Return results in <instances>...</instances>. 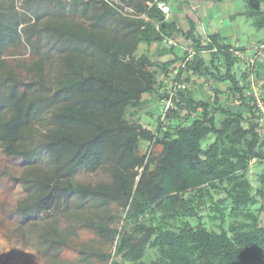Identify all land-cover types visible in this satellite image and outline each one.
Here are the masks:
<instances>
[{"label":"trees","instance_id":"16d2710c","mask_svg":"<svg viewBox=\"0 0 264 264\" xmlns=\"http://www.w3.org/2000/svg\"><path fill=\"white\" fill-rule=\"evenodd\" d=\"M208 1L220 0L187 3ZM16 2L0 0V65L5 44L23 40L39 51L38 60L27 69L31 74L24 90L18 89L11 68L0 76L4 87L0 91V147L24 163L14 179L25 193L16 203V215L29 219L62 211L71 197L91 200L89 216L75 211L73 217L78 225L109 235L115 242L113 254L105 255L106 264H264V224L253 213L242 211L255 201L245 171L253 159L264 160V152L250 120L253 108L231 70L237 58L231 57L230 46L212 33L208 35L211 43L201 47L195 23L189 20L187 29L180 28L157 2L139 5L129 15L106 0H23L32 22L20 15ZM246 15L254 18L257 29L264 27L262 12ZM176 36L193 41L196 49L218 48L208 52L209 65L197 54L187 67L212 81H228L247 110L246 117L195 100L187 89L179 93L175 104L187 109L185 117L190 122L174 133L167 121L178 115L177 109L167 113L165 123L158 115L154 127L126 117L129 109L142 104L143 94L153 93L157 101L163 97L157 91L162 86L159 73L184 54L159 64L145 54L136 57L138 45ZM40 39L44 42L39 43ZM167 47L168 51L173 48ZM216 111L223 115L219 126ZM247 116L249 126L244 128L241 122ZM209 134L214 140L202 148L201 141ZM143 142L149 146L147 155L138 154ZM77 170L102 171L109 180L78 183L73 179ZM260 180L256 194L264 197V172ZM216 189L226 192L225 198L213 204L221 221L226 200L231 214L242 213L250 221L232 223L228 231L220 225L217 232L188 222L174 226L176 217L194 216ZM111 202L123 208L124 223L119 230L104 233L106 225L94 217ZM156 213L157 222L147 223ZM57 222L52 216L39 228L35 235L38 253L44 264H73L58 256L60 245H67V234ZM88 245L79 249L82 260L98 254Z\"/></svg>","mask_w":264,"mask_h":264},{"label":"rangeland","instance_id":"374dc122","mask_svg":"<svg viewBox=\"0 0 264 264\" xmlns=\"http://www.w3.org/2000/svg\"><path fill=\"white\" fill-rule=\"evenodd\" d=\"M106 1L120 9L123 13L129 15L134 14L139 5H150L152 2L159 3L164 1L169 7L168 17H170L171 12L172 15L176 12L186 15L184 17L180 16V18L176 21L177 26L184 30L189 27V20H192L193 22L195 21L198 26H203L202 23L206 20L208 13L206 10H208L212 4L219 3L220 1L230 3V6L228 7V9H230V13L239 10L244 11V15L239 16V18L237 14L234 15L233 19L235 20L231 23L234 25L236 34L238 35V44L234 43V37L231 39L233 44L230 43L229 45V43H226L230 46L229 48H238L243 54L242 59L237 58L239 61H237L236 67L232 68V72L235 73L237 79H241V77L246 75V73L247 76H250L248 79L251 77L254 78V75L258 74V83H254L253 81L250 88L247 89L245 95L249 103L253 95L264 97V27L257 29L252 24L254 18H249L246 15V13L250 11H256L262 12L264 16L263 1L220 0L203 2L196 5L187 3V0ZM184 7L187 10L183 9ZM16 10L24 19L32 22L31 16L27 13L25 7L23 6V0H17ZM140 16L147 19L144 14H141ZM200 33L202 37H209L202 30ZM34 38H36V36H34L33 39ZM38 42L43 43L44 40L40 39ZM172 42L176 44L174 40H172ZM167 49L169 48L167 47V41L165 39L161 42L152 43L150 47H147L145 44H139L134 55L137 57L141 54H145L151 60L156 62L167 61L173 57V54L168 52ZM40 50H44V47H41ZM205 54L208 58V51H206ZM232 56L234 55L231 54V57ZM38 58L39 51L37 49H30L29 45L23 40L14 44H5L2 56L3 62L2 65H0V76L3 72L7 71L8 68H11L15 74L18 89L24 90L29 82L28 77L31 74L27 69L34 61L38 60ZM249 60L253 61V63H251V61L249 62ZM177 64L178 61L170 67H175ZM221 71H223V69H221ZM186 85L189 89L192 88L193 97L196 99L203 100L207 94L209 95V92L206 91L207 89H203L202 87L196 88L188 81L186 82ZM233 90H231V86L230 89L221 88L219 95L223 94V96H215L217 103L213 107H224L223 109L230 108L233 109V111L242 113V115L246 117L247 110L239 104L237 99L234 100L235 96L232 93ZM0 91H4L3 85H0ZM221 97H224V100H222ZM209 100H211V97ZM152 103L153 102L148 99L137 108L129 109L126 117L131 121L139 119V121L145 126L156 124L157 117L159 113L162 112L163 106L160 104L161 109L157 110ZM148 108L156 109L154 110L157 111L156 114L151 115L149 112H146ZM177 113L178 115L170 116L167 121L168 125L171 127L170 130L172 133H174L177 128L185 126L190 122V120L185 117L180 110L178 111L177 109ZM215 119L216 125L219 126V122L223 119V115L216 111ZM241 123L242 126L248 127V116L243 119ZM213 140L214 136L209 134L201 141V147L205 148ZM148 149L149 146L147 143H140L138 146V154L147 155ZM155 151L158 153L159 147H156ZM262 151L264 152V149H262ZM252 161L253 163L249 162L248 169L245 173L251 183V193L254 195L255 201L246 208H243L242 211L244 214L248 212L253 213L257 216L259 223L264 224V197L256 194V190L261 186L260 176L264 172V160L257 161L256 159H253ZM23 169L24 163L20 156H8L0 147V264H44V259L37 250L38 242L35 235L45 222L50 221L52 216L57 218L59 227H61L64 230V233L67 234V238L65 240L67 245H60L58 255L62 260H67L73 264H106L105 255L113 254L115 242L110 239L109 235H101L93 228L78 225V220L73 217L75 211H79L86 216H89L88 210L93 207V202L91 200H79L76 197H71L68 201H66L64 207L65 210H62L63 212L61 210H57L49 213V215H39L38 217H30L29 219H23L16 215L14 211L16 203L24 197L25 193L20 184L14 179L20 176ZM73 179L78 183L95 184L101 181H108L109 177L102 171L87 173L82 170H77L73 175ZM211 196L212 199H205L201 206L197 208L194 216L181 215L176 217L173 221L174 226L176 227L188 222L193 227L200 224L217 232L220 229V225L228 231V227L232 223L250 221V218L246 217L242 213L231 214L232 207L229 200H226L221 206L223 210V221H221L220 218H218L219 215L213 211V204H215L218 199L225 198L226 192L223 189H216L211 192ZM192 205L195 206L196 202H193ZM213 215H215V218H211ZM94 218L106 225L108 230L104 233H111V231L115 229L119 230L122 227L124 223V210L117 203L111 202L105 210L104 208L102 209L100 216ZM157 218H159V213L154 215L153 220H147V223L154 224L157 222ZM228 235L231 234L228 233ZM85 243H88V246L96 249L98 253L95 255L92 254L89 260H82L80 258L79 249L82 244ZM149 257H151V255L147 253V258Z\"/></svg>","mask_w":264,"mask_h":264},{"label":"crops","instance_id":"0c3cea01","mask_svg":"<svg viewBox=\"0 0 264 264\" xmlns=\"http://www.w3.org/2000/svg\"><path fill=\"white\" fill-rule=\"evenodd\" d=\"M229 6H230V3H227L225 1L224 2L220 1L219 3L212 4L210 6V8H208V10H206L208 13L206 16V20L205 21L203 20L204 21L202 23L203 26H201V25L198 26L197 23H195V21H194L195 27H196L195 32L197 34H201L200 32L202 30L207 35L212 34V33H217L219 35V38L221 39V41H223L225 43H229V45H230V43L233 44L231 39L234 37V40H235L234 43L238 44V39H237L238 35L236 34L234 25L231 23H233V20H235V19H233L234 15L237 14L238 18H239V16L244 15L245 12L239 10V11L230 13V9H228ZM183 9L187 10L185 7ZM180 16L184 17L186 15L183 13H178V12L173 13V15H172V12H171V15L169 18L176 23V21L178 20V18H180ZM173 40L175 41L176 44H174V42H173L174 45H172L173 46L172 50L168 51V52H171L173 54L172 59H174L175 57H179V55H181L184 52V48H185V44H186L185 39H183L182 37L176 36L175 38H173ZM151 45H149V47ZM205 53H206V51H203L201 53V57L204 59L205 65H209V60H210L211 55H209V57L207 58L205 56L206 55ZM172 59H169V60H172ZM169 60H167V61H169ZM167 61H161V62H157V63L163 64ZM237 61H239V60L237 59L235 61L232 68L236 67ZM218 64L220 65L221 69H223L222 68L224 66L223 61L221 60L220 62H218ZM257 77H258V74H255L254 78H252L254 83H258ZM202 78H204V79H202ZM248 78H249V76H247V73H246V75H243L241 77V79L236 78L238 80V87L242 88L244 95L246 94L247 89L250 88V84H249L250 79H248ZM187 81L189 83H191V85H193L196 88L202 87L203 89H207L206 91L209 92V95L204 94L206 96L204 97L205 99H203V100L208 101L211 106H214L217 103L216 98H215L216 95L217 96H221V95L223 96V94L219 95L221 88L230 89V85H229L228 81H222V82L212 81V80L208 79L206 76H200V75H196L193 73L188 77ZM205 85H206V88H205ZM185 89H187L186 92L188 94H190L191 98L196 99L195 97H193L192 88L189 89V87L187 86V88H185ZM210 97H211V100H209ZM152 98H154V99H152ZM148 99H150L151 102H153L152 104H154V106L156 107L157 110L161 109V106H160L159 102L157 101V99H155V95L153 93L143 94L142 95V104L144 103V101H147ZM221 99L224 100V97H221ZM196 100H200V99H196ZM234 100H236V96H235ZM222 108H224V107H222ZM156 109L148 108L146 110V112H149L151 115L156 114L157 111H154ZM225 109L233 110L230 108H225ZM244 128H247V127H244ZM251 162L253 163V161H251Z\"/></svg>","mask_w":264,"mask_h":264},{"label":"built area","instance_id":"2783aa9c","mask_svg":"<svg viewBox=\"0 0 264 264\" xmlns=\"http://www.w3.org/2000/svg\"><path fill=\"white\" fill-rule=\"evenodd\" d=\"M157 6L166 17L169 16V7L165 3L159 2ZM166 41L167 46L173 44L171 39H166ZM199 42L201 47L211 43L210 38L207 36L202 37ZM203 51H205V49H196L195 43L191 40H188L184 48L183 57L178 61L177 66L169 67L167 71H162L159 73L158 82L161 83L162 86H159L157 91L163 96L160 101H158L159 104L163 106L162 112L159 113V120L162 123H165L166 115L170 110L178 109L175 102L179 99V93L187 86L186 78L192 74L191 70L187 67L188 63L197 54H201ZM207 51L217 52L218 48L213 46ZM229 52L236 58H243V54L238 48L231 47L229 48ZM250 61L251 60H249V62ZM251 63H253V61H251ZM251 83H253L252 77L250 78V85H252ZM249 105L253 108L254 112L252 118L250 119L254 124V132L258 136L262 149H264V97L253 95ZM178 110H180L183 115L189 113L186 108H179ZM190 114L192 116H196V113L194 112H190Z\"/></svg>","mask_w":264,"mask_h":264},{"label":"water","instance_id":"95a60500","mask_svg":"<svg viewBox=\"0 0 264 264\" xmlns=\"http://www.w3.org/2000/svg\"><path fill=\"white\" fill-rule=\"evenodd\" d=\"M161 19H163V17H162ZM158 38H159V37H158Z\"/></svg>","mask_w":264,"mask_h":264}]
</instances>
